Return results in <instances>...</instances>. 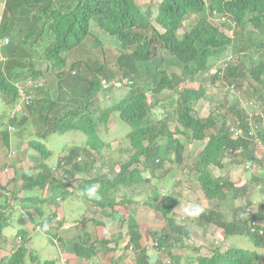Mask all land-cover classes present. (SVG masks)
Wrapping results in <instances>:
<instances>
[{
  "label": "trees",
  "instance_id": "trees-1",
  "mask_svg": "<svg viewBox=\"0 0 264 264\" xmlns=\"http://www.w3.org/2000/svg\"><path fill=\"white\" fill-rule=\"evenodd\" d=\"M2 15L0 40L8 37L9 45L2 51L5 60L0 63V95L12 108L21 104L14 81L27 76L35 82L37 99L26 108L21 106V112L9 121L21 136L26 132L29 135L26 147L22 142L14 144L18 153L23 151L17 154V159L26 150H33L39 162L37 173L27 175L20 170L19 179L15 173L4 184L0 183L4 203L0 206V236L6 224L2 210L18 200V193L22 202H31L35 200V191L48 190L52 196L47 201L56 204L55 196L60 194L64 199L69 193L78 192L75 196L81 202L106 209V217L113 216L115 206L143 204L162 218L166 232L151 233L154 256L150 257L144 246L139 245L138 230L126 243L125 248L135 249L134 264H179L182 258L185 261L193 258L183 255L180 259L181 253L176 252L187 253L190 249L192 256H198L196 264H264V228L261 234L258 227L250 231V223L264 220V211L251 202L247 186L236 187L227 173L215 176L210 169L221 170L226 153L234 156L237 166L242 162L264 169L261 128L264 124V0H161L153 21L151 12L142 11L138 0H5ZM191 17L193 21L186 30L185 22ZM92 22L96 24L93 29L104 32V37L117 40L119 49H133L128 56L121 55L124 64H121L122 82L118 83L128 91L111 106L101 107L97 99L102 91L100 80L79 69L77 75L68 73L62 78L68 89H61L52 100L48 89L34 81L40 75L33 63L34 55L47 60L52 70H61L66 65L65 55L93 36ZM247 25L257 32L258 39L244 37L242 31ZM223 29L234 30V37L229 38ZM93 39L98 47L100 42L94 36ZM76 50L85 53L87 48L82 44ZM228 50V61L224 66H216ZM163 53L180 65V76L169 79L162 73L157 83L153 84L154 78L148 77L150 82L141 85L127 77L126 69L133 72L135 62L155 69L165 62ZM84 65L94 75L100 74L107 80L116 78L115 71L97 59H86ZM73 66L77 67L78 63L70 68ZM214 87H223L226 95L206 117H198L195 105ZM64 90L66 95L62 94ZM165 90L172 93L161 102L157 97ZM166 104L173 107L172 112L165 110L161 117L154 115L157 107L164 110ZM114 117L129 127L125 137L134 152L128 161H117L118 169L99 173L94 170L97 156L103 151L116 153L112 143L103 137ZM173 121L176 126L171 130ZM76 133L82 134L81 143H68L67 152L57 156L54 165H49L47 161L53 152L46 147L48 137ZM12 137L5 128L0 130V151L8 149L11 153ZM193 143L204 144L198 154L190 147ZM123 151L119 149V155ZM185 155L192 161V167L185 165ZM9 160L6 158V163ZM172 164L187 171L180 183L191 184L195 172V179L210 204L215 200L222 205L227 199L245 198L246 206L232 211L231 218L223 212L202 209L194 215V221L196 227L210 229L212 238L215 231L221 230L222 241H227L229 236H248L253 246L251 251L241 246H230L223 251L216 246L211 255L202 256L200 246L186 243L193 235L190 226H185L187 221L181 225L175 220L181 193L161 196L157 183L162 175H158L160 170L169 172ZM19 180H22L20 186ZM256 181L252 177L248 185L257 186ZM93 185L98 186V191L90 196L86 190ZM47 222L42 224L46 226ZM18 233L20 244L0 264H24L27 256L33 259L23 245L28 232ZM79 249H75V254L80 257H91L94 253V247L88 251L82 246Z\"/></svg>",
  "mask_w": 264,
  "mask_h": 264
},
{
  "label": "rangeland",
  "instance_id": "rangeland-1",
  "mask_svg": "<svg viewBox=\"0 0 264 264\" xmlns=\"http://www.w3.org/2000/svg\"><path fill=\"white\" fill-rule=\"evenodd\" d=\"M66 1H68V0H66ZM138 1L140 3L142 11H146L148 9L151 12L152 21H153L154 16H155L156 11H157V6L161 2V0H138ZM4 4H5V0H0V12L3 11ZM193 18L194 17H191L190 19H188L189 21L187 20L185 22V27H186L185 29L186 30H188L189 24L191 23V21H193ZM94 25H96V24L94 22H92L91 29H93ZM159 29L161 31V28H159ZM222 31H224L229 38H233L235 35L234 30L231 31L230 29L229 30L223 29ZM181 32H182V30L180 31V33ZM242 32H243L244 37L249 36L252 39H258L259 38V35L257 34V32H254L252 27L249 25H247ZM91 33L100 42L99 46L98 47L96 46V40H94L93 36L90 35L88 37V39L82 43V44H85V47L87 48L86 52L83 53L82 51L79 52L76 50L78 48H81L82 44L80 46H77L68 55H65V58H67L66 59V65L61 70H52L50 68V63L47 60H45L44 58L39 59L37 55H34V58H33L34 66L37 70L40 71V75L36 79V83L38 85H43L45 89H48L52 100H54L56 98V94L57 93L59 94L61 89H68V87L62 83V81H61L62 78L64 79L68 73H71L72 75H77V71H79V69L81 71L88 73V75L91 78L96 76L99 80H101V79L106 80L109 86H110V84L112 86V84L114 83V87L112 86L111 89L108 88L109 90L105 89V91H101L99 93V96L97 99H98V102H99L101 107L111 106L113 103H116L117 101H119L128 91L126 86L119 87V85H118V81L121 80L120 74H122V71H123L121 64H124L123 56L121 57V55L128 56L133 51V49L132 48H127L125 50L119 49L118 46H120V45H119V42L117 40H115L112 37L110 38V40L108 38L104 37L105 33L102 31L98 32L96 27L93 29V31H90V34ZM116 48H118V49H116ZM2 51H3V49H2ZM2 51L0 52V63H3V59L5 58L2 55ZM229 51L230 50H228L224 54V56L216 64V66H224L226 61H228V59H229V54H227V53H229ZM162 57H163V60L165 62L164 63L162 62L161 64L159 63L157 65V67H155V69L153 67L146 68V64H143V63H137V62H135V64L133 63L135 70L132 72L129 69L128 70L126 69L127 77L136 81L139 85H141L143 83H149L150 82L149 80L151 78L148 80V77L154 78L153 84L157 83L159 81V79L161 78L162 73L167 75L169 77V79H171V77L173 75L180 76L181 72H182L180 65L177 62H175L174 60H172V58L170 56L166 55L165 53H163ZM86 59L87 60L89 59L91 61L97 59L99 62L104 63V66L107 69L115 71L116 78L107 80L105 77H103L100 74L94 75L92 72L86 71V66L84 65V62L86 61ZM73 63H75V64L78 63V66L77 67L73 66V69H72V67L70 68V66ZM90 67H92V66L90 65ZM1 68L2 67H0V69ZM88 70L90 71L89 68H88ZM61 71H63V73H61ZM103 72L108 75L107 71H103ZM124 78H126V77H124ZM25 79H27V77L21 78V80H25ZM121 82H122V80H121ZM57 87H58V89H57ZM196 87H197V85H196ZM222 88L223 87L211 88V90H209V92L207 93V96L195 105L194 109H195V113L198 117H206L210 113V111L214 108L215 104L218 102L219 103L221 102V98L226 95V94H224L225 89H222ZM170 93H172V91L165 90L164 92L159 94V96L157 98L161 102L163 100L166 101L168 98V95ZM229 93H231V90H229ZM62 94L66 95L67 93L64 90L62 92ZM147 96H148V100L151 101L152 100L151 94L148 93ZM36 97H38L37 93H36ZM10 106L11 105L5 101V98L0 99V126L3 127L1 129L5 128L8 130V128H9L7 126H9L8 125V117H9V113H10ZM158 106H160V105H158ZM172 109H173V107H170L168 104H166V108L164 110H162L160 107H157L155 109L154 115L161 117V116H163L162 113H165L164 112L165 110L172 112ZM175 126L176 125L173 121L169 127L171 130H174ZM261 128L264 130V124L262 125ZM128 131H129V127L125 123L120 121L117 117L111 118V120L109 122V131L107 132V134H104L103 137H104L106 142L113 144V145L111 144V146L114 148L116 153H113V151H111L108 154L107 152L103 151L101 154H99L96 158L97 159L96 162H98V163L95 166V170H97L99 173L101 171H108V168L110 170H111V168L113 170H116V169H118L117 161H120L119 163L128 161V159L130 158V155L134 152V151L129 149V145H128V142H127L126 137H125V135H126V133H128ZM9 133L12 134V136H13L12 142H11V144L13 146V147H11V149L13 152L16 151L15 146H14V144L16 142H17V144H19V142L20 143L22 142L24 147H26V144H27L28 138H29L28 132H26L25 134H23V136H21V134L18 133V130L15 127V130H13L12 132H9ZM80 139H83V137H82V134L78 135V133H76V134H65V135L51 134L48 137V139L45 141L46 147L53 151V155L47 161V163L49 165L55 164V162L57 161L56 156L62 155L68 150V147L66 145L68 143L80 144L81 143ZM203 146H204V144H196V143H193L192 146L190 145L194 154H198V152L201 151ZM119 149L124 150L121 155H119ZM262 149H264V148H262ZM7 150L8 149H3L2 150L3 152L0 151V164L3 162L1 164L2 167H4V165L6 164V158L8 160L10 159V160L14 161V159H12L14 157L11 156V154ZM228 154L227 153L224 154L225 156L223 157V161H222L223 167L221 170H219V173L220 172L221 173H227L229 179L233 182V181L237 180V164L234 161L235 160L234 156H229ZM26 155L30 156V157H34V156L37 157V154L32 150H29L28 152H26ZM10 160H9V162H10ZM27 160L28 161L26 162V165H24L23 167H24L25 173L27 175H30L32 172H30V169H28L27 166L28 165L34 166L35 163L30 158H27ZM184 160H185L184 163L187 167H192L193 164H192V161L189 159V157L186 159V155H185ZM38 162L39 161H37V164H38ZM6 165H8V162ZM20 165L21 164L19 163V167H20ZM36 165L32 168L33 172H36L38 169V167ZM102 166L104 167V169L101 168ZM16 167L14 168V173L17 174L18 179H19L20 170ZM170 168L171 169L169 170V172L167 171V172L162 173V171H161L162 175H160V180L157 181V183L159 185V188H162L161 190H164V193H163L164 195L167 193H171V192L181 193V199L179 200L178 206L175 209V213H176L175 220H176V222L178 221V222L184 224L183 218H185L184 216L186 214L184 209L186 207H188L189 205H194V206L200 205V203L203 202L205 200V198H204V195H203L201 188L199 187V184L197 183V181L195 179V177H196L195 172L191 176V180H192L190 182L191 184H189V182H187V181L180 183L183 181L182 176L184 174H186L187 171L185 170V168L178 167L175 164H172V167H170ZM210 169H211L213 175L217 176L219 174V173L217 174V172H218L217 168L210 167ZM239 169H241V168H239ZM251 169H254V170H252V172H254V171L258 170V166L250 167V169H248V170H251ZM179 171H181V173H180V175L177 176V174H179ZM234 171H236V172L233 173ZM12 174H13V170L10 168L6 167L3 169H0V183L4 184L5 176L7 178H10L12 176ZM171 174H173V175H171ZM263 175H264L263 170L261 169L260 170V179H262V180H263ZM255 179H256V177H255ZM153 183L155 184V181H153ZM17 185L18 186L22 185V182L18 181ZM161 190H160V195H161ZM255 193H257L256 190H254V194ZM34 195H35V200L31 201L32 203H34L38 206L47 203L48 199H47V197L44 196L45 194L41 198V195H42L41 190L35 191ZM0 198H1V196H0ZM72 200H74V199L68 200L69 204H72ZM226 201H228V199ZM207 203L210 205V207L213 210L216 208V207H214L215 201L211 202V204L209 201ZM75 205L76 206L79 205V207L81 208V206H80L81 202L79 204L75 203ZM71 208L73 211L71 210L69 212H72V215H74V213H76L78 215L77 216H66L65 220L69 221V222H71V219L77 218L80 215L79 212H81V210H77L76 207L74 208V206H72ZM68 209L70 210V206H68ZM13 210L15 213H19L16 210V207ZM260 210L264 211V208H260ZM193 217H194V215H192V216L189 215L187 217V219L185 218V222L187 221L186 223L193 230V231L192 230L190 231L191 233H193V235L190 239L191 243H192L191 245L192 246H200L199 255H202V256L211 255L212 250L215 249L216 246H219L223 251H225L230 246H233V247L241 246V248H245L248 251H251L253 249L251 239L248 236H241V237L240 236H231V237L229 236V237H227V241H222L221 240L223 237L222 231L218 230L217 232L215 231V238H212L209 234L210 229H207L206 227H204L205 229L200 228V227L197 228ZM46 221L47 220H44L43 222H46ZM186 223H185V226L187 227ZM22 225H23V220H16V222L14 223V221H11V219L9 218L8 219V225L2 229L3 236H5V238L13 240V238L15 237V234L22 227ZM38 231L39 230H36L35 235L32 237V239L28 243L31 246V248L33 249V251L31 249H29L28 245H26V249L28 250L29 253H31V254L39 257V258H36L34 261H31L29 256H27L24 264H40V258H42V261L51 260L53 262L63 264V263L59 262V259L57 260L54 258V256H58L56 249L53 248L52 246H50V244L48 243V240L47 241L44 240L45 236L42 235ZM191 233H190V235H191ZM28 240H29L28 238H25L23 245L26 244V242H28ZM189 249H190V247H189ZM150 251L151 250H149V252ZM190 251H191V249H190ZM190 251H189V253H188L189 255H188L187 253H185L186 251H179L178 250V252L181 253L180 259L183 257V255H184V257L187 256V257L193 258V260H186V261L184 260L186 258H182V260L180 261L179 264H196L195 258H197L198 256L196 254H194L192 256L190 254ZM153 253L154 252L151 251V255H153ZM133 262H134V259H133ZM125 264H129V262L125 263Z\"/></svg>",
  "mask_w": 264,
  "mask_h": 264
},
{
  "label": "crops",
  "instance_id": "crops-1",
  "mask_svg": "<svg viewBox=\"0 0 264 264\" xmlns=\"http://www.w3.org/2000/svg\"><path fill=\"white\" fill-rule=\"evenodd\" d=\"M11 140L12 138L10 141ZM28 158L33 160L35 165L37 164V161H39L38 156H28ZM20 161H22V164H24L22 156H20L19 159H17V161L12 164L13 168L10 167V169H14L17 166L16 168L21 170L19 167V163H21ZM244 164L245 163L241 162L240 165L237 166V180L233 181L234 186L239 188L247 186L251 191L250 199L253 203L258 204L257 209L264 208V175L263 180H261L260 170L252 172L254 169H245ZM101 168L104 169L103 166ZM0 169H2V165L0 166ZM108 170L111 172L109 168ZM262 170L264 174V169ZM104 172L107 171H101L100 173ZM235 172L236 171L233 173ZM217 173H219V171ZM251 176L254 178V180H257V186L248 185L252 178ZM20 181L22 180H19V182ZM254 190H256L257 193H252ZM1 193L2 192L0 191V196H2ZM57 194H59V192H57ZM75 194L69 193V195H67V197L64 199L60 194L55 196L56 204H50L49 201H47V203L38 206L27 201L22 202L16 200L10 202L9 218L11 221H14V223L16 220H23L21 229H24L28 232L26 238L29 240L26 242L25 246L28 245L29 249L33 251L28 243L35 235L37 229L36 226L38 224L41 225L44 220H47L49 233L42 229H40L38 232L44 235V240H48L50 246L56 249L58 256H54V258L57 260L59 259V262L63 264H125L128 262L129 264H134L133 259L136 254L135 249L133 252H131L125 248V245L128 243L130 237L134 235L135 230H138L140 235L138 242L141 244L139 245H143L144 247H148L153 244V237L151 236V233L157 232V234H160L162 231L166 232L165 228H163L164 223L162 219L146 205H132L129 207H123L122 205L115 206L113 216L106 217V209L87 205L81 202L75 196ZM19 195L20 194H18L17 197L21 199L22 196L20 197ZM43 195L44 193L42 192L41 197ZM44 196L49 199L52 196V193L46 191ZM69 199H74L72 200V204H69ZM80 202L81 208L79 205H75V203L79 204ZM242 202L243 200L239 199L237 201V206L242 204ZM205 205L206 201L204 200L199 206L203 207ZM68 206H70V210L68 209ZM72 206H74V208L76 207L77 210H81V212H79L80 215L77 218L71 219V222H69L65 220L66 216L78 215L76 213L72 215V212H69L72 210ZM15 207L19 213L14 212L13 209H15ZM176 223L183 225L178 221ZM65 226H68L69 228L65 229ZM34 227H36V229H34ZM188 228L192 230V228ZM16 244L17 243L14 238L11 240L2 237L0 239V259L7 257L9 252L14 249ZM81 246L87 251L94 247L93 255H91V257H86L85 259L83 257L77 256L75 254V249L78 250ZM149 253L151 255V252ZM188 253L189 251H187V254ZM190 254L192 255L191 252ZM32 256L33 259L31 261L39 258L33 254ZM151 256H154V253ZM40 261H42V258H40ZM52 263L59 264L57 262Z\"/></svg>",
  "mask_w": 264,
  "mask_h": 264
},
{
  "label": "clouds",
  "instance_id": "clouds-1",
  "mask_svg": "<svg viewBox=\"0 0 264 264\" xmlns=\"http://www.w3.org/2000/svg\"><path fill=\"white\" fill-rule=\"evenodd\" d=\"M4 10V9H3ZM2 13H3V11H1L0 12V23H1V21H2ZM9 45V38L8 37H4L2 40H0V52L2 51V49H4V47H6V46H8ZM4 60H5V58L3 59V62H4ZM2 69V68H1ZM27 77V76H26ZM34 81H36V80H34ZM102 82H104L105 84V87H103L102 86ZM13 85H14V87L16 88V91H17V95H18V100H19V102L21 103L20 105H15V106H13L12 108H11V106H10V113H9V117H8V125L9 126H7V127H9L8 128V130H7V132L9 131V132H12L13 130H14V125L9 121L10 119L12 120V119H15L14 117L17 115V113L19 114L20 112H21V106H22V109L23 108H26V107H28L29 105H31V104H33V102L37 99V97H36V93L38 92H36V87H35V82L33 83V81L30 79V77H27V79H25V80H21V78L19 79V80H16V81H14V83H13ZM118 85H119V83H118ZM108 87H109V85H108V83H107V81L106 80H104V79H101L100 80V88H101V90L102 91H105V89H108ZM119 87H121V86H119ZM1 98H5V97H2L1 95H0V99ZM5 101H6V98H5ZM27 101V102H26ZM7 102V101H6ZM8 103V102H7ZM23 112V111H22ZM258 113V112H257ZM0 130H1V128H0ZM8 132V133H9ZM10 134V133H9ZM11 135V134H10ZM29 150H26L25 151V153L24 154H22V159L24 160V164H22V161H21V165H20V169L22 170V171H24V165H26V162L28 161L27 160V158H28V156L26 155V152H28ZM33 151V150H32ZM21 152H23L22 150L18 153L17 151L16 152H13V151H11V156H13L14 158H12V159H14V161H12V160H10V162H8V165H10V166H7L6 164L4 165V167H2V169L3 168H10V167H12L13 168V166H12V164L15 162V161H17V154H21ZM53 152V151H52ZM67 152V151H66ZM65 152V153H66ZM10 156V157H11ZM38 156V155H37ZM56 156V155H55ZM9 157V158H10ZM57 157V156H56ZM81 161V158L80 157H78L77 158V162H80ZM1 165V164H0ZM50 165H54V164H50ZM35 166V165H34ZM34 166H32V165H28L27 166V168L28 169H30V172H33L32 171V168L34 167ZM246 166H248L247 168H246ZM250 167H253L252 165H250L249 163H245L244 164V168L245 169H250ZM26 168V169H27ZM13 170V173H14V169H12ZM54 169H52V171H53ZM161 171L162 170H160V172H159V174L158 175H160L161 174ZM24 173H25V171H24ZM15 174V173H14ZM13 174V175H14ZM26 174V173H25ZM218 174V173H217ZM12 175V176H13ZM11 176V177H12ZM5 180L7 179V177L5 176V178H4ZM5 183V182H4ZM234 184V183H233ZM162 188H160V190H161ZM46 191H48V190H46ZM87 194L88 195H94L97 191H98V186L97 185H93V186H91V187H89L87 190ZM43 193L45 192V191H42ZM164 190H161V195L162 196H165L164 194ZM19 194V193H18ZM45 194V193H44ZM22 196V195H21ZM20 196V197H21ZM22 198V197H21ZM42 198V197H41ZM244 198V197H243ZM243 198H236V199H233V198H231V199H229L228 201H225V203L224 204H222V205H220L219 204V202L218 201H216L215 200V206L214 207H216L214 210L210 207V205L207 203L208 201H206V205L205 206H199V205H197V206H194V205H189L188 207H186L185 209H184V211H185V218H186V216L187 215H190V216H192V215H197L200 211H202V209H205V210H207V211H209V210H213V211H216V212H223V213H225V215H226V217L227 218H231V215H232V211L234 212V211H237L238 209H240V208H244L245 206H246V202H245V198L243 199ZM96 199H98L97 197H96ZM239 199H242L243 200V202H242V204H240V205H238L237 206V201ZM2 200V197L0 198V206H3L4 205V203H3V201H1ZM18 200L19 201H22L20 198H18ZM252 202V201H251ZM20 203H22V202H20ZM179 203V202H178ZM95 207V206H94ZM9 208H10V206H9ZM9 208L8 209H4V210H2V212L4 213V215H5V219H6V224H5V226L3 227V228H5L7 225H8V219H9V216H10V213L8 212L9 211ZM99 208V207H98ZM185 218H183V220H185ZM193 219H194V217H193ZM195 222V221H194ZM36 227H37V229H36ZM36 227H34V229H36V230H40V229H42V230H44V231H46V230H48L49 231V227H48V224L46 225V226H44L42 223H41V225L40 224H38ZM250 231H255V228H260L259 230H258V233L259 234H261L262 233V229L264 228V220H258V221H253L252 223H250ZM2 228V229H3ZM65 229H68L69 227L68 226H65L64 227ZM23 231H26V230H24V229H19L18 231H17V233L15 234V237H14V240H16V246L14 247V249L13 250H11V252H9V255L11 254V253H13V251L15 250V248L20 244V241H21V238H20V233H18V232H23ZM28 234V233H27ZM2 237H5V236H3V234H2V230H1V236H0V239L2 238ZM191 239V238H190ZM190 239H188V242H186V243H188V244H192L191 243V240ZM190 240V241H189ZM153 244H155V243H153ZM153 244H151L150 246H145L144 248L147 250V252H149V250H151L152 252H154V249L152 248V245ZM127 250H130L131 252H133L134 251V249L132 248V247H129V248H127ZM150 251V252H151ZM31 254V253H30ZM29 254V255H30ZM149 256L151 257V255L149 254ZM8 257V256H7ZM81 257H83L84 259L86 258L85 256H81ZM4 258H6V257H4ZM3 259V258H2ZM2 259H0V262H1V260ZM182 260V259H181ZM180 260V261H181ZM44 262H53V261H44ZM43 261H40V264H43L44 263ZM165 262H168V260H165ZM167 264H169V263H167Z\"/></svg>",
  "mask_w": 264,
  "mask_h": 264
},
{
  "label": "built area",
  "instance_id": "built-area-1",
  "mask_svg": "<svg viewBox=\"0 0 264 264\" xmlns=\"http://www.w3.org/2000/svg\"><path fill=\"white\" fill-rule=\"evenodd\" d=\"M221 21H225V18H221ZM105 83L104 82H102V86L103 87H105V85H104ZM27 102V101H26ZM239 132V131H238ZM237 136V131L235 130L234 131V137H236ZM248 166H246V168H247Z\"/></svg>",
  "mask_w": 264,
  "mask_h": 264
}]
</instances>
